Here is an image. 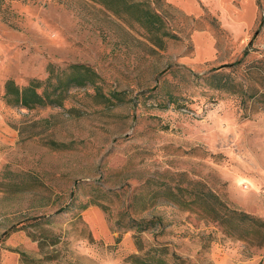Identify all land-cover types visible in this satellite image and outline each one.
Segmentation results:
<instances>
[{"label":"rangeland","instance_id":"374dc122","mask_svg":"<svg viewBox=\"0 0 264 264\" xmlns=\"http://www.w3.org/2000/svg\"><path fill=\"white\" fill-rule=\"evenodd\" d=\"M181 1L0 0V264H264L260 238L179 205L264 221V0L241 38L227 0ZM71 65L96 78L60 106L5 88Z\"/></svg>","mask_w":264,"mask_h":264},{"label":"trees","instance_id":"16d2710c","mask_svg":"<svg viewBox=\"0 0 264 264\" xmlns=\"http://www.w3.org/2000/svg\"><path fill=\"white\" fill-rule=\"evenodd\" d=\"M247 53L248 51L246 50V55ZM254 67V65L251 66V68ZM61 73L70 76L66 77L67 79L65 80L58 79L55 83H51L50 78L44 82L32 81L24 88H17L12 82H8L5 88L8 93L13 95L15 105L27 109L35 107L44 108L48 106H60L64 99L63 92H66L68 87H85L86 85L93 84L96 78L94 72L82 65H71ZM226 85L227 83L224 82L222 87ZM40 88H42V92L37 93V90ZM48 88H51V90L49 91ZM230 88L233 87L230 86ZM262 105L264 109V100L262 101ZM184 203H180L179 205L185 209L194 210L199 216L218 224L226 233H230L231 236L236 235V239L246 242L247 239L258 237L261 239V245L264 246V221L232 208L219 196L210 192L198 193L189 204H196L194 208ZM145 228L144 226L143 229ZM128 262H132L133 264H150L148 259H140L135 256L130 257Z\"/></svg>","mask_w":264,"mask_h":264},{"label":"crops","instance_id":"0c3cea01","mask_svg":"<svg viewBox=\"0 0 264 264\" xmlns=\"http://www.w3.org/2000/svg\"><path fill=\"white\" fill-rule=\"evenodd\" d=\"M202 1L207 2L210 7L218 12L219 16L222 18L220 10L215 8L210 0ZM227 1L229 2V6L234 10H231L230 15H226L225 19L222 18L221 20L224 22L225 27L228 29V31H230V33H232L237 38H241L243 34L248 33L254 27L257 14V6L255 0H240L239 8L233 5V0ZM178 4H180L182 9H184L188 13L199 14L202 12V7L197 2V0H184L178 2ZM237 11L240 12L236 14L235 12ZM201 41L210 46V56L214 55V45L212 37L209 35L201 36Z\"/></svg>","mask_w":264,"mask_h":264}]
</instances>
